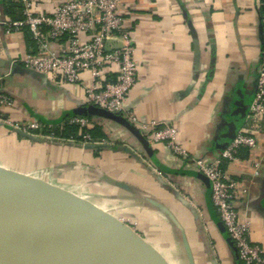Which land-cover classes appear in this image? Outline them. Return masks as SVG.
Segmentation results:
<instances>
[{"label":"crops","instance_id":"1","mask_svg":"<svg viewBox=\"0 0 264 264\" xmlns=\"http://www.w3.org/2000/svg\"><path fill=\"white\" fill-rule=\"evenodd\" d=\"M14 1L19 7L9 12ZM60 1L34 0V9L52 12ZM22 7V0H0V91L13 98L12 105L0 107V165L121 219L169 264H243L195 159L215 160L240 130H250L258 146L241 150L223 167L238 181L240 219L250 222L251 240L264 247V116L250 113L264 50L262 0L121 5L139 61L127 109L139 122L175 125L188 157L111 116L81 114L89 105V72L63 82L27 68L22 58L36 49L30 31L7 33L2 24L21 18ZM64 42L52 40L51 47ZM73 114L90 118L98 134L72 141L44 128L30 136L15 130L34 119L57 123Z\"/></svg>","mask_w":264,"mask_h":264},{"label":"built area","instance_id":"2","mask_svg":"<svg viewBox=\"0 0 264 264\" xmlns=\"http://www.w3.org/2000/svg\"><path fill=\"white\" fill-rule=\"evenodd\" d=\"M123 1L61 0L52 12H36L34 0H22L23 16L6 18L2 24L7 33L30 31L36 49L22 58L27 68L63 82H77L82 73L89 72L91 82L85 86L89 104L122 115L152 141H165L173 154L188 157L187 149L178 142L179 130L175 125L158 120L139 122L127 109L130 92L137 81L139 61L134 38L121 12ZM52 40L65 42L54 49ZM12 104V96L0 91V107ZM250 113L254 117L264 116V50ZM68 121L81 128L91 126V119L83 115L70 116ZM15 127L28 133L43 130V124L36 119ZM91 138L90 133H83L82 139L89 141ZM257 146L258 140L252 131L240 130L215 160L195 159L198 170L210 182L213 204L243 264H264V247L251 240L250 222L239 217L238 181L226 173L223 163L238 159L241 150Z\"/></svg>","mask_w":264,"mask_h":264},{"label":"water","instance_id":"3","mask_svg":"<svg viewBox=\"0 0 264 264\" xmlns=\"http://www.w3.org/2000/svg\"><path fill=\"white\" fill-rule=\"evenodd\" d=\"M78 111L84 115L111 116L129 129L141 132L122 115L95 105L83 106ZM15 130L30 136L21 129ZM0 211L20 218L23 228L36 247L47 254L50 264H121L122 257L129 253L142 255L152 264H169L121 219L91 209L62 189L3 165H0ZM114 226L131 235L116 231Z\"/></svg>","mask_w":264,"mask_h":264},{"label":"bare ground","instance_id":"4","mask_svg":"<svg viewBox=\"0 0 264 264\" xmlns=\"http://www.w3.org/2000/svg\"><path fill=\"white\" fill-rule=\"evenodd\" d=\"M127 236L131 233L114 226ZM0 264H50L47 254L36 247L33 238L23 228L20 218L7 211H0ZM121 264H152L142 255L129 253Z\"/></svg>","mask_w":264,"mask_h":264},{"label":"trees","instance_id":"5","mask_svg":"<svg viewBox=\"0 0 264 264\" xmlns=\"http://www.w3.org/2000/svg\"><path fill=\"white\" fill-rule=\"evenodd\" d=\"M17 7H19V4L17 1H14L8 6V11L9 10L14 11L15 8ZM261 10H262V13L264 14V0H262ZM263 40H264V36H263ZM263 47H264V41H263ZM73 115H76V114H73ZM69 117L70 116H66L64 119H62L61 121L57 123L42 121L44 131L53 133L54 135L59 136V137H74L76 139H82L84 132L90 133L91 136L93 137L98 134L97 127L90 126V128H81L77 124L69 123L68 121Z\"/></svg>","mask_w":264,"mask_h":264},{"label":"rangeland","instance_id":"6","mask_svg":"<svg viewBox=\"0 0 264 264\" xmlns=\"http://www.w3.org/2000/svg\"><path fill=\"white\" fill-rule=\"evenodd\" d=\"M36 178V177H35Z\"/></svg>","mask_w":264,"mask_h":264}]
</instances>
